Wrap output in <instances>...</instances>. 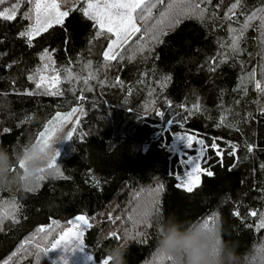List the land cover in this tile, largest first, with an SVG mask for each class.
Segmentation results:
<instances>
[{
    "label": "trees",
    "instance_id": "16d2710c",
    "mask_svg": "<svg viewBox=\"0 0 264 264\" xmlns=\"http://www.w3.org/2000/svg\"><path fill=\"white\" fill-rule=\"evenodd\" d=\"M18 2L14 20L0 18V146L11 153L35 141L57 112L79 105L81 116L57 157L62 177L44 174L31 191L18 184L0 187V208L18 206L14 218L0 224V264H51L43 249L80 214L92 224L82 239L96 262L105 258V248L126 238L127 264H172L157 249L156 211L147 226L135 223L152 201L181 221L215 215L240 264H264V228L258 227L264 213V94L255 89L256 81L264 85L259 18L251 21L238 53L229 47V29L238 34L248 16L264 10V0H240L231 18L225 14L236 0H196L206 9L204 18L180 17L171 27L164 21L158 42L147 30L163 21L161 14L177 0H148L156 5L151 16L137 17L141 31L114 61L103 56L113 35L97 36L98 28L80 10L82 0H59L69 15L31 44L19 33L32 3L5 0L0 11ZM45 49L55 63L48 62L44 74L52 76L57 73L51 69H57L59 95L36 88V70L43 71L47 62L40 59ZM176 132L202 137L204 167L213 173H202L192 192L177 184L178 156L168 149ZM40 227L44 233L37 231ZM111 232L121 239L111 238Z\"/></svg>",
    "mask_w": 264,
    "mask_h": 264
},
{
    "label": "snow or ice",
    "instance_id": "6c2138e0",
    "mask_svg": "<svg viewBox=\"0 0 264 264\" xmlns=\"http://www.w3.org/2000/svg\"><path fill=\"white\" fill-rule=\"evenodd\" d=\"M5 0H0V4L4 3ZM29 3H34V23L30 24L28 28L19 33L21 37H26L29 44L35 36H39L42 32H46L49 28L53 26V24H62L64 17L69 15L68 11H61L58 0H27ZM203 2V0H201ZM85 6L80 9L83 12V15L88 19L94 22V27L98 28L97 36L103 35V33L107 32L112 34L115 39L111 40L108 44V50L103 53L105 61H114L118 59L119 53L115 52L114 49L120 47L121 45L128 44L129 37L132 35L139 33L141 31L140 27L137 26L136 20L137 17L141 20H147L151 16V10L156 5L151 4L148 0H84ZM240 5V0H236V3L231 5L229 11L225 14L226 18H231L229 15L232 13V10L237 8ZM19 7V2L14 4L11 9H4L0 11V18L12 21L16 18V9ZM206 9L201 7L200 3H197L196 0H177L176 6L169 5V9L167 12L162 13L161 15L164 17V20L159 22L157 25H153L152 29L147 31H152L155 34L152 35L151 39L154 42H158V36L163 34L161 32V27L164 24V21H167L169 27L179 24L180 17H195L199 19L204 18V13ZM264 10H258L257 12L252 13V15L248 16L243 24L242 28L239 30L237 34V29H229L230 34H232V41L229 47L231 48L233 53H238L240 49V40L244 36L245 31L251 26V21L259 18L260 20V28L264 29V15H259L258 13ZM234 15V14H233ZM25 18H29L28 14H25ZM264 34V33H262ZM147 45H144L140 48V51H143V48ZM40 59L42 61H47L43 65V71L41 69L36 70V75L39 76V79L36 80V88L41 89L44 88L46 94L49 95H59L61 94L59 89V84L61 83V77L57 72V69L52 68L51 70L54 73H57L51 77L45 75L49 70V63L54 64L55 62L52 60L51 54L49 50L45 49L43 53L40 54ZM69 75H71L70 70L65 69ZM255 73H252V77L254 78ZM30 80L36 79L35 75H30L28 77ZM167 79V78H166ZM85 84L88 83L86 79ZM255 89L264 94V85L261 84L260 81L255 82ZM29 95L33 93H28ZM194 109L199 110V105H194ZM76 109H73L72 112H75ZM261 112H264V108L260 109ZM157 115H161L162 112H157ZM72 113H68L64 116H61L59 113L53 120H50L44 127L42 131H40L35 139V142L40 144L42 147L47 146V143L52 135L56 132L57 128L63 125L68 119H70ZM172 123L173 121H169ZM78 123V120H77ZM224 123L222 118L221 124ZM75 126L72 130L67 133V136L64 138L65 141L71 140L73 138L74 133L76 132ZM183 143H186V147H192L191 136H180L179 137ZM197 143H203V141H197ZM213 148H216V144L212 145ZM235 145H233V153L235 152ZM252 146H248V151L251 152ZM202 154V152H201ZM60 155L59 150L57 149L56 153L51 157L48 161L46 168L40 169V176L38 179L44 180L45 172L47 169H52L54 174L57 176H63V173L60 170L59 164L57 163V157ZM193 164L192 170L186 173V178L179 185L180 187H184L186 191L192 192L194 188L199 186L200 176L199 173L204 172L205 170L201 168L198 162L193 161L191 158L186 160ZM19 168H23V161H19L17 163ZM13 167V171L15 170ZM206 174L208 176H212L213 173L211 171H207ZM163 186L161 185L157 191H162ZM31 191V189H29ZM158 201H152L151 206L145 207L143 211L138 213V219L135 220V223L148 225L149 220L148 217L153 215L154 211H159ZM17 204L15 202L10 203L4 208H0V224L4 222L5 219L9 217H13L17 211ZM238 215L239 213H234ZM253 216H256V212L250 213ZM112 219V217H109ZM216 218L215 215L208 216L204 218L201 222L207 226L212 223ZM115 219L119 220V217ZM129 219H133L131 216ZM75 231L69 229L67 232H64L59 240H55L52 242L51 249H56L58 247H63L65 251L71 252L76 249L80 245L83 244L80 238L83 236V232L80 231L81 227L91 228L92 224L89 222V218L85 215H79L75 218ZM258 227L264 228V213L260 214V221L258 223ZM51 229L49 228V231ZM39 233H44L45 228L40 227L37 229ZM137 235H140L137 233ZM111 238H115L116 240H120L121 237L117 232L109 233ZM69 241L75 243V247H69ZM37 247H39L37 245ZM50 249L44 248L43 252L46 254ZM166 259L172 261V257L165 255ZM61 264H68V260L65 256L62 258ZM102 264H109L108 259L105 257L102 261Z\"/></svg>",
    "mask_w": 264,
    "mask_h": 264
},
{
    "label": "clouds",
    "instance_id": "9594fccd",
    "mask_svg": "<svg viewBox=\"0 0 264 264\" xmlns=\"http://www.w3.org/2000/svg\"><path fill=\"white\" fill-rule=\"evenodd\" d=\"M62 132V128H57L44 147L29 140L10 153L0 146V187L18 184L35 189L40 182V169L46 168L56 153L55 145L64 141ZM19 161H23L24 167L14 172V164ZM45 174L52 175L53 170L47 169ZM153 221L158 231L157 249L171 256L172 264H240L234 245L221 236L219 218L205 226L202 222L181 221L173 214L157 211ZM128 247V240L124 238L105 248L109 264H127Z\"/></svg>",
    "mask_w": 264,
    "mask_h": 264
},
{
    "label": "rangeland",
    "instance_id": "374dc122",
    "mask_svg": "<svg viewBox=\"0 0 264 264\" xmlns=\"http://www.w3.org/2000/svg\"><path fill=\"white\" fill-rule=\"evenodd\" d=\"M58 2H59V0H58ZM82 2H84V0H82ZM59 5H60V3H59ZM30 6H31L30 10L27 13L28 17H29L28 18V23L25 26L23 31H25L30 24L34 23V15H35L34 14V3H32ZM84 6H85V4H84ZM11 8L12 7L6 8V9H11ZM60 10L61 11H68V8L67 7H63V6L60 5ZM136 23H137V26L139 27V24H138L137 20H136ZM131 37H129V39ZM113 39H115L114 36H113L112 40ZM122 46L123 45H121L120 47L114 49V51L118 52L121 49ZM106 50H108V46H107ZM47 76H49V75H47ZM49 77H51V76H49ZM74 109H76L75 112H72V110H73L72 109V110H70L68 112L59 113L61 116H64V115H66L68 113H72L71 118L68 119L66 122H64L62 126H60V128L63 129V132H62L63 138H65L67 136V133L70 130H72L74 126L76 128V126L78 125L77 120L79 122V119H80V116H81V106L78 105ZM138 114L144 115L142 112H138ZM55 117H56V115H55ZM51 120H53V119H51ZM180 136H191L193 138L192 147H190V148L186 147V143L185 144L183 143V141L179 138ZM197 141H203V143L202 144L201 143H197ZM64 143H65V140L61 141L59 144L55 145V147H57V149L59 150V153L62 150ZM168 149L173 155H177L178 156L179 165H180V171L175 174L178 186L186 178V173L190 172L192 170L193 164L186 161L189 158H191L195 162H198L200 164L201 168L205 170L204 172H207L206 167H204V163L206 162V159H205V157H206V147L204 145V140L199 135L190 134V133H186V132H176V133H174L172 135V140L170 141V143L168 145ZM201 152H202V154H201ZM204 172L199 173L200 178H201L202 173H204ZM182 188H184V187H182ZM80 215H83V214H80ZM77 216H79V215H77ZM77 216H75V217H73L72 219L69 220L68 227L66 229H64L56 237L55 240H59L61 238V236L63 235V233L67 232L69 229H72L73 231H75V224H76L75 218ZM86 229H87V227H81L80 231L84 233V231ZM80 240H82V242H83L82 237L80 238ZM51 245H52V243H51ZM51 245L48 247V249H50V250L45 254L46 257L50 260L51 264H61L63 256H65L67 258L68 264H102V261L101 262H96L94 260V258L91 255V253L87 252L84 249L83 244L80 245L79 247H77L76 249L72 250L71 252L65 251L63 249V247H58L56 249H51ZM69 247H75V243H73L72 241H69Z\"/></svg>",
    "mask_w": 264,
    "mask_h": 264
},
{
    "label": "crops",
    "instance_id": "0c3cea01",
    "mask_svg": "<svg viewBox=\"0 0 264 264\" xmlns=\"http://www.w3.org/2000/svg\"><path fill=\"white\" fill-rule=\"evenodd\" d=\"M74 109V108H73ZM72 110V109H71ZM68 111H70V110H68ZM68 111H66V112H68ZM58 113H63V112H57L55 115H57ZM55 115L53 116V117H55ZM53 117L51 118V119H53ZM50 119V120H51ZM49 122V121H48Z\"/></svg>",
    "mask_w": 264,
    "mask_h": 264
}]
</instances>
